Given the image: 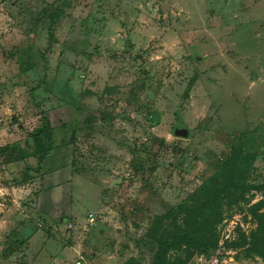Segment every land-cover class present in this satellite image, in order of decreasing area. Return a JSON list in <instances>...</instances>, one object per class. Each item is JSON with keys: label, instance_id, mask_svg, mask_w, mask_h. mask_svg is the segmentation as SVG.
<instances>
[{"label": "rangeland", "instance_id": "1", "mask_svg": "<svg viewBox=\"0 0 264 264\" xmlns=\"http://www.w3.org/2000/svg\"><path fill=\"white\" fill-rule=\"evenodd\" d=\"M219 189L189 264H264L227 247L264 212V0H0V264H152Z\"/></svg>", "mask_w": 264, "mask_h": 264}, {"label": "trees", "instance_id": "2", "mask_svg": "<svg viewBox=\"0 0 264 264\" xmlns=\"http://www.w3.org/2000/svg\"><path fill=\"white\" fill-rule=\"evenodd\" d=\"M64 13L60 7H52L48 15L50 22V40L54 38V26ZM38 148V158L41 162L47 150L38 132L34 136ZM226 174H224L225 176ZM223 190L208 192V196L198 205L181 208L185 213V228L177 234H162L159 248L152 264H189L195 255L214 250L219 244L218 226L223 217L219 206ZM263 203V202H262ZM257 228L251 237L241 233L238 239L227 244L228 248H244V257L261 256L264 259V212H253Z\"/></svg>", "mask_w": 264, "mask_h": 264}, {"label": "water", "instance_id": "3", "mask_svg": "<svg viewBox=\"0 0 264 264\" xmlns=\"http://www.w3.org/2000/svg\"><path fill=\"white\" fill-rule=\"evenodd\" d=\"M174 133L176 136H183V137H187L189 135V130L187 128H175Z\"/></svg>", "mask_w": 264, "mask_h": 264}]
</instances>
